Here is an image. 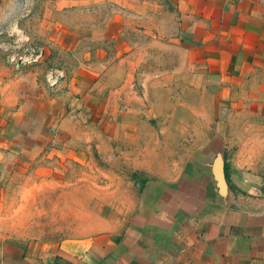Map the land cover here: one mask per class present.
I'll return each mask as SVG.
<instances>
[{
    "label": "crops",
    "instance_id": "crops-1",
    "mask_svg": "<svg viewBox=\"0 0 264 264\" xmlns=\"http://www.w3.org/2000/svg\"><path fill=\"white\" fill-rule=\"evenodd\" d=\"M4 1L0 24L18 17V2ZM174 4L188 61L207 94L200 100L208 111L200 136L207 139L186 151L184 163H143V123L136 120L137 127H129L141 112L126 102L121 65L102 66L97 56L74 52L77 62L55 66L54 74L42 69L39 74L37 65L33 85L21 81L32 76L28 65L14 81L0 74V264H264V194L235 192L223 157L224 113L258 120L264 135V0ZM53 26L51 38L71 49L76 32L58 21ZM47 52L36 61L40 68ZM82 113L104 137L106 155L120 153V163H105V179H94L121 185L109 199L119 200L120 208L110 207L111 218L86 233L14 234L16 221L8 208L33 194L49 203L51 215L80 214L78 199L66 198L65 184H78L76 173L83 166L69 163L70 178L63 161L66 156L81 161L86 152V144L77 140L85 134ZM134 136L135 144L129 142ZM65 137L72 138L67 155ZM130 184L135 190L122 186ZM51 226L79 230L75 223Z\"/></svg>",
    "mask_w": 264,
    "mask_h": 264
},
{
    "label": "rangeland",
    "instance_id": "rangeland-1",
    "mask_svg": "<svg viewBox=\"0 0 264 264\" xmlns=\"http://www.w3.org/2000/svg\"><path fill=\"white\" fill-rule=\"evenodd\" d=\"M16 1L17 19L12 22L6 18L0 24V74L4 78L9 81L20 78L25 72L21 66L28 65L32 76L27 80L21 78V81L33 85L37 68L39 74L41 69L54 74L55 66L68 67L77 62L74 52L97 56L102 66L107 63L110 67L117 69L121 65L124 69L126 102L131 110L135 112L138 107L141 112L138 118L133 116L129 127L136 128V120L143 123V163H155V166L184 163L182 158L188 153L186 151L196 149L202 140L206 142L207 137L200 136V129L206 127L208 111L207 104L200 100L207 94L188 61L174 0ZM0 2L5 3L4 0ZM55 21L62 26L70 25L76 32L71 49L60 46L51 38ZM45 49L48 56L40 68L41 63L36 61L41 59ZM27 89L34 92L37 87ZM234 112L224 113L227 135L223 157L228 180L234 191L241 195H263L264 135H261L258 120H242ZM81 119L85 134L77 140L86 144V152L81 161L68 159L69 156L63 161L69 168L70 178L73 173L69 163H82L83 166L76 173L81 176L79 183L65 184L66 198L78 199L80 214L51 215L49 203L33 194L31 200H14L8 208L12 214L10 219L16 221L12 224L17 231L14 234L57 237L86 233L111 218L110 207L115 208L118 204L120 208L119 200L114 199L111 203L109 199L110 192L114 191L115 197L119 194L115 191L121 185L94 180L96 177L105 179V163H120V153L117 158L108 157L104 151V137L95 134L93 128L96 126L91 125L86 113H82ZM135 138H130L129 142L135 144ZM65 140L70 143L65 145L67 155L72 150V138L65 137ZM122 186H130V190L136 188L131 184ZM119 211L116 217H119ZM54 223L65 227L75 223L79 230H50Z\"/></svg>",
    "mask_w": 264,
    "mask_h": 264
},
{
    "label": "built area",
    "instance_id": "built-area-1",
    "mask_svg": "<svg viewBox=\"0 0 264 264\" xmlns=\"http://www.w3.org/2000/svg\"><path fill=\"white\" fill-rule=\"evenodd\" d=\"M39 53H40V52H39ZM30 54H31V53H30ZM25 56H26V55H25ZM25 56H24V57H25Z\"/></svg>",
    "mask_w": 264,
    "mask_h": 264
}]
</instances>
